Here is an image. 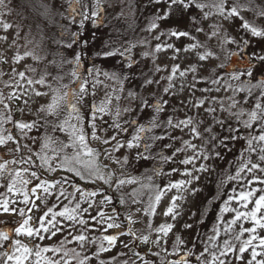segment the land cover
<instances>
[{
    "label": "rangeland",
    "instance_id": "obj_1",
    "mask_svg": "<svg viewBox=\"0 0 264 264\" xmlns=\"http://www.w3.org/2000/svg\"><path fill=\"white\" fill-rule=\"evenodd\" d=\"M129 2L130 0H107L106 2H103V8L99 13V16L101 17L104 13L108 16L111 14L108 18H110L113 22L123 20L127 17L133 18L135 16V13L133 14L132 11L133 8H135L136 11L142 9V11L152 12L154 17L162 15L163 11L167 8L166 3L161 2L157 4L154 3L153 0H149L148 4H143V0H136V2L140 5L137 4L135 6H132ZM16 9L17 6L14 0H5L4 5H0V21L7 22L11 25V27L6 31L0 27V37H7V39L0 40V57H2V59H0V96L3 97V102L0 103V120H2V122H0V135H11L13 137V139L7 141L6 144H0V163L6 159L5 156L7 154L10 161L27 159L31 156L32 163H16L9 165V167L13 170L25 167L29 168V172L23 174L24 178L31 181L28 185L29 189L38 183L39 180L48 181L51 185L50 191L52 194L47 196V207H53V205H55L53 211H60L65 205L74 207L75 203L79 201L78 192L75 196L68 195V193H72L74 191L73 185H78L79 188L84 189L85 191H96L97 195L95 197H90L88 201H79L81 203V210L77 220L84 219L86 222L85 225H80L77 221H68L64 220L62 217H57V220L60 221L58 227L62 228L63 231L58 232L55 236H51V233H43L42 231L41 234L50 238L40 240L38 237L30 238L24 235L16 237L13 233V239H20L23 244L30 248L34 245H40L45 247H62L63 250L67 251L74 249L75 252L80 253V258H83L84 256L91 257L88 264H99L100 260H104L105 264H112L110 259L113 256L116 258H126L129 262L135 261V264H142V262L139 261L133 254V251L130 250L132 248V244H129V241H132L133 238L131 236L118 235L120 232H127L129 225L125 217L130 215L134 221L131 227L136 232V235L150 236L149 243L147 244L141 243L139 240L133 241L136 245L135 251L140 252L141 255L147 254V258L153 260L154 264H161V257L165 260L179 259V255H168L161 252V257H156L152 256L149 252V249H151V252H158L161 248H166L168 253H171L172 245L177 234L180 235L185 242V244L181 246L183 249L191 248L192 245L195 244L196 247L193 250L196 254L203 251V242L207 241L209 236L214 235L212 230L218 223L217 216L220 214L219 210L223 201L227 199L228 195L232 194L233 188L239 192V185L241 183H246V180H232L227 182L226 197L222 202L214 206V211H212L207 219L198 225L199 229L195 232V221L198 214L199 203L211 188L212 169L210 166V158L208 160H204L201 157L199 160L195 161L196 167H199V164L204 163L208 166V170L193 173V175L198 176L199 179L193 180V183L189 185L188 188L198 189V191H186L184 193V200L177 202L179 204V215L175 221L172 220L171 216L165 217L163 215L164 209L171 200V196L176 194L175 190L165 196L161 203L157 205L156 215L149 217L144 212V207L147 204L149 197L147 189H141L143 195L139 197V203L133 204L131 202V198L125 196L126 203L121 205L119 203L121 193H130L133 188H140V184H125L119 191H116L115 184L116 178H124L127 176L140 177L142 183H148V181L143 179V177L145 175H152L153 182L163 187V185L167 183V179L163 176L153 175L151 170L154 167H162L164 172H168L171 168L177 167L180 171H183L185 166L180 165L178 161L184 159L185 156L193 155V150L187 149L185 152L177 153L176 157H174L176 163L169 161L168 163L161 164L160 158L156 154L162 150L164 155H171L176 148L184 147L182 144L183 140H188L192 144L196 145L197 151L201 148L202 140L195 138L187 127H165L162 131V136L164 137L163 141H156L161 145L159 147L157 146L156 149L151 152L153 159H149L147 161L135 159L136 150H130L126 146L114 153H111L113 157L121 160L124 156H128L129 164L126 166H121V164L116 163L113 159H109L102 154L98 159L102 162V165H107V167H102L104 174L107 175L109 172L113 174L111 185L105 184L102 180H81L79 177L74 176V174L59 168H57L56 171H49L46 167H41V161L34 154L39 151V141L37 140V142L34 143L31 137L39 136L45 132L43 119L38 122L41 125L38 129H32L30 131L25 130L27 132V136L22 135L21 130L16 127L15 122H31L36 120L37 110L39 107L42 104L48 103L51 99V89L58 88L60 85H68V89L73 90L78 88V81L70 76L73 65L69 63H62L65 59L69 61L72 60L75 55L74 52L77 50L75 45L73 48L62 52L58 49L48 48L47 46L49 44L46 42L44 43V35L31 31L25 24V21L23 22L20 18ZM181 10L183 15L184 13L186 14L184 19L183 15H181V20H173V17L175 18L177 16L176 13L178 12L176 7H174L170 16L165 20L157 21V28L151 29L150 31L148 30L149 24L154 17L150 14L147 19L143 20L141 30L139 32V41H132V45H134V47H132L131 57L135 63L137 61V64H132L131 70L127 68L128 60L125 58H121L119 56H116L115 58L99 57L94 61L89 55H86V66H81L80 68L81 77L83 78L82 72L85 69L87 70L89 68H93V65L100 69V74L97 76L96 72L93 71L92 75L89 76L88 71L86 72L85 70L84 77L88 82L85 84L87 93L84 96V101L88 105L93 102L99 105L102 101L110 98L108 109L110 113L113 114L117 110L122 113L119 123H121L124 127L128 126L125 124V121L135 118L138 119L140 123L146 124L147 121L151 119V116L155 115L152 108H148L147 106L141 108L139 106L141 104V98L146 99L153 104L159 101L162 103L164 111L159 114L158 122H166L169 117H172L173 122L175 123L179 120L186 119L187 117H192L194 123L199 125L200 131L204 134V124L206 120H208L211 115H224L226 111L221 109L220 102L223 103L224 108H227L231 103L228 97L232 96L233 93L231 89L225 90L226 85L223 84L222 81H220L219 84H212L211 81L207 82L204 79V75L208 74L211 69L219 64L220 57L217 53L220 50H218L217 53L215 52L216 55L214 57L201 61L197 52H204L206 50L205 48L201 47L190 51L184 50L187 44L195 43V40H189L187 37L176 38L166 34L171 28L179 29L181 24L186 23L188 21V17L190 18L188 11L186 12L183 9ZM246 11L247 10L244 8L242 10L243 14L247 15ZM254 18L258 20L256 15H254ZM202 23L204 31L200 32V36L204 39L207 38L214 44L215 47L218 46L219 48H223L226 45L230 49L237 52L240 51L236 44L222 45V39L225 35H228V31L235 35L237 40L241 37L250 40L249 46L244 49L243 53L231 58L232 65L244 61L253 52L264 54V51H262L264 50V39L251 37L250 34H246L239 26V19L235 21L224 20L222 17L213 15L206 20H202ZM213 24L219 25L220 30L218 36L209 39L208 34L212 31L210 25ZM89 25L90 24L88 22L86 27ZM104 29L102 17L96 25L91 23L88 27L87 31L89 32V35L87 37V43L89 54H91L93 47L97 49L100 45H102V42L105 39ZM93 33L95 34V38H93ZM162 33L164 34L162 35ZM158 36L159 39H156ZM157 43H160L162 46L164 44H172L173 48L162 47V50L156 51L155 46ZM125 44L126 45H124V47H127L129 43ZM176 49H179V52H177ZM25 51L31 52L34 56L41 57V59H33L31 55L24 56ZM144 52H148L149 55H142ZM18 54L23 57V59L19 61L15 60L14 57ZM173 65H179V70L173 76V80L171 82L173 87L170 88L168 92H165L164 89L169 84L167 77L172 75ZM192 65L196 66L197 70L195 73L186 71ZM157 68H159V71H157ZM32 69L35 71H32ZM142 69L145 70V72H148L147 77L143 79H151L153 83L149 85L144 84L143 87H140L139 82H135V80H138V77L140 76H135V73L141 72ZM180 71H185V76L181 77L179 75ZM21 72L24 73V77L19 75ZM104 72H108L110 75L105 77L103 75ZM45 73H47L45 76V85L28 84V79L38 80L40 79V76ZM111 73H116L119 79L123 80V84H121L118 79L112 78ZM57 76L62 77V79H53ZM125 77H127V79H125ZM193 77H195V79ZM97 81L99 82L97 83ZM217 88L220 90L216 91ZM33 89H35V91L48 93V95L36 96ZM202 89H211V91H202ZM129 90L137 93V97L135 99L128 96ZM10 94H14L11 99H9ZM117 97H119V99H117ZM213 97L216 99L213 100ZM241 98L242 94L237 93L236 99L241 100ZM197 99H203L205 101V103L198 108L193 107ZM164 101H167V103H163ZM5 104H7L8 107H5ZM209 107L214 108L215 112L211 114L206 112L205 109ZM125 108H131L132 111L124 112ZM237 110V108L232 109L234 112ZM82 111H87V109L82 107ZM9 115L11 116V119H8ZM48 119L53 120L55 118L50 116ZM97 123H102L104 127H107V124L112 123V118L110 115H106L99 119ZM48 131L51 132V125H49ZM155 131H157L156 128L153 129L152 134L155 133L154 135H160V133H156ZM131 132V128L128 132L118 134L111 131L105 133L98 130V135L105 138L110 135H117V139H120L123 142L124 139L130 137ZM254 133H259V127L255 128ZM51 135L59 138V140L64 144L70 143L66 139V132H51ZM170 137H176L178 139H171ZM239 142L240 146L243 147L244 141L240 140ZM114 143L115 141H111L109 145H103L99 141H92L91 146L95 147L97 151L103 153L105 148H108L109 151H111V146ZM165 144H170L172 147L165 148ZM25 145H28L32 151L29 152L28 149L24 147ZM17 147H19L20 151H16ZM52 147H55V145ZM154 148L155 147H153L152 150ZM204 148L208 152L206 149L207 145H204ZM70 150V148H65L64 152H69ZM140 151H143V148H141ZM48 154L53 156L51 163L52 166L55 167L57 162L56 155L51 152V149ZM253 157H255V154H253ZM144 166L149 168V171L143 173L141 168ZM187 167L192 169L191 164ZM32 171L37 172L38 179L31 176ZM12 175H14V171L12 173L5 172L3 175H0V195H2V198L13 202L10 203V207H15L17 210L25 208V218L27 216H32L33 220L30 221V224L34 227H39L37 218L43 215V213L47 211V208L41 204L40 208H34L32 212H27V208H32L33 205L31 203L24 205L22 203L23 195L21 193L7 191V184L11 180ZM256 175L264 176V174H260L258 172ZM181 178L184 177H181L179 173H173L172 175V179L174 180ZM246 179H252V174H248ZM65 180L68 182L64 183ZM249 187H264V185L254 183ZM61 188L65 191L64 196H60ZM39 192L40 190H38L37 195ZM104 195L113 197L111 204H99V201L103 199ZM30 200L35 201L36 204H40V201L36 199V195L30 194ZM89 203L92 205L91 208H89ZM232 206H236L235 202H232ZM113 207L117 209L115 214L112 212ZM84 208H89V211L83 212ZM137 209H139V211ZM101 210L105 213V217L114 215V222L119 224V228H108L107 223L111 221H102L101 217L97 215V212ZM232 215L234 214L223 213V218L224 220H230ZM92 216H96V220H92ZM20 219L21 217L19 215V211L16 213H4L3 211H0L1 222L16 226L14 222ZM47 219H51V216L49 215L46 217V220ZM149 220H151L153 228L158 227L161 223L165 222L173 223L175 225L168 237L160 240L159 247L156 244L151 243L152 240L156 239L157 233L155 231L150 232L148 228ZM185 223L191 224L192 227L189 229L184 228L183 225ZM242 223L245 228L252 227L250 221H242ZM233 229V232L225 233L221 227L220 236L217 237L218 244L222 245L225 239H229L236 246L235 252L229 253L227 257H221V259H225L226 264H247V261L251 259V248L243 254L242 261L235 259V256L239 254L238 248L240 246V242L236 241L234 237L237 233H239L240 225H234ZM82 231L87 237V241L83 242V246H81V242L73 239L74 236L80 235ZM256 234L264 236V230L258 229ZM103 235H118V241L108 252L100 253L99 257H95L93 256V253L97 251L99 245L101 244V238ZM248 237L249 234L244 233L241 239H248ZM62 241L63 244H61ZM103 243L105 247L108 246L106 241H103ZM254 243L258 245L259 241H254ZM124 244H129V247H124ZM257 251L260 252L264 250L257 247ZM121 253L122 255H120ZM182 254L183 252L180 253V255ZM45 255L49 257L53 256L51 252L45 253ZM62 255L63 251L57 253L54 258L59 259ZM70 255H74V253L70 251ZM205 259H209V257L206 255ZM257 259L264 260V255L258 256ZM70 264H77V261L70 260ZM190 264H196L195 256L192 257Z\"/></svg>",
    "mask_w": 264,
    "mask_h": 264
},
{
    "label": "snow or ice",
    "instance_id": "obj_2",
    "mask_svg": "<svg viewBox=\"0 0 264 264\" xmlns=\"http://www.w3.org/2000/svg\"><path fill=\"white\" fill-rule=\"evenodd\" d=\"M154 3L164 2L167 4V8L163 11L162 15L155 16L150 24L149 31L151 29L157 28V21L167 19L173 8L175 6L181 7L183 10L190 11L193 7L199 9L201 15L199 17L193 15L191 17L192 21L199 23L202 20L208 19L210 16H218L222 17L224 20H237L240 21V28L246 33L250 34L251 37H258L264 39V25H260L255 21H250L244 16L241 15V11L247 7L248 3H251V0H247V3L242 2V0H153ZM5 0H0V5H4ZM68 8L67 11L69 16L72 19V22H76V16L79 15L80 26L84 27V22L86 20H91L93 25H96L98 21L101 19L99 13L102 11L101 9V0H95V3L89 6L84 3V0H67ZM41 7L45 9L43 14H47L48 6L41 4ZM255 12V14L264 18V7H253L251 9ZM63 15V13H60ZM0 27H2L5 31L8 30L11 25L7 22L0 21ZM212 31L208 34L209 39L212 37L218 36L220 26L213 24L210 25ZM67 29L60 33V38L57 39L55 37L52 38V42L57 45L64 44V36ZM196 32H202L204 29L202 27H196ZM164 33H162L163 35ZM169 36H173L176 38L180 37H191V33L186 30H179L177 28H171L166 33ZM71 38V43L64 44L66 48H73V45L80 44V37L78 32L69 33ZM93 38H95V34L93 33ZM7 39V37H0V40ZM159 39V36L156 37ZM191 39L195 40V37H191ZM86 44L87 41H84ZM105 47L97 53V56L103 57H112L115 58L119 56L121 58H125L128 60L127 68L131 70L132 64L135 61L131 57L132 45L130 42L127 47L122 45H115L113 41L108 40L105 41ZM224 44H236L239 48V52L237 51H227V55L225 59L227 60L230 57L237 56L243 53L244 49L247 48L250 44V40L244 39L241 37L239 40L231 37L230 35H225L222 39V45ZM162 47L173 48L172 44H164L163 46L160 43H157L155 46L156 51L162 50ZM205 48L204 52H197V55L201 61L207 60L211 57H214L216 54L214 51L208 49V45L206 43L202 44L197 41L195 43H190L185 46V51H190L193 49ZM179 52V49H176ZM264 51V50H262ZM32 56L33 59H41V57L34 56L31 52L25 51L24 56ZM142 55H149L148 52L142 53ZM2 59V57H0ZM15 60L19 61L23 59L19 54L14 57ZM62 63L72 64V70L70 72V76L78 81V90L68 89V85H60V87L51 89L52 95L51 99L48 103L42 104L37 110V119L31 122H23L18 121L15 122V125L18 129L21 130L23 136H27V132L25 130L38 129L41 125L38 123L41 119H43V127L45 128V132L39 136H33L31 139L33 142L39 141V151L34 153L37 158L41 161V167H46L49 171H56L57 168L66 170L69 173L74 174V176L79 177L81 180H102L105 184L112 183V173L109 172L107 175L102 171V167H107V165H102V162L98 159L102 154L105 155L109 159H113L116 163L121 164V166H126L129 164V157L124 156L123 159H119L113 157L111 153L116 152L117 150L124 148L125 146L128 149H135L137 160L147 161L149 159H153L151 155V150L153 148V144L156 141H163V136L156 135H148L152 133L153 129L161 127L162 122H158L159 114L164 111L162 103L157 101L156 103H150L148 100L141 98V104L139 105L141 108L147 106L148 108H152L155 112V115L151 116V119L147 121V123H140L138 119H131L129 121H125L127 127H124L119 123V119L122 113L117 110L114 114L110 113L108 109V103L110 102V98L102 101L99 105L95 102L88 105L84 101V96L87 93V89L85 88V84L88 82L86 79L82 78L80 75L81 64V53L76 52L73 56L72 60H63ZM264 66V54H259L253 52L249 57H247L245 64L243 65L244 70L241 71H232L228 75L230 76L231 81H237L239 83L233 85L228 81H225L226 88L225 90L231 89L232 96L228 97L231 103L227 108H224L222 102H220L221 109L227 111L229 114V118H234L238 124V128L232 127L229 125L228 133L229 135L224 137L223 139H219L214 133L211 127H207L204 129V132L209 133V138L204 139L203 133L199 129V125L194 123L192 117H187L186 119L179 120L177 122H173L172 117H169L166 122H163L164 127L167 128H181L187 127L189 128L190 133L195 137L202 140V145L199 151H197V146L192 144L188 140H183L182 144L184 147L176 148L171 155H164L161 150L156 155L159 156L161 164L168 163L169 161H173L174 157H176L177 153L185 152L187 149L193 150V155L185 156L184 159L179 160L178 163L180 165H184L183 171H180L179 168L173 167L168 172H164L161 168H153L151 171L155 176H163L167 179V183L161 187L160 185L153 182L152 175H145L143 179H146L148 183H142L140 177L135 176H127L124 178H116V191H119L120 188L125 184H140V188H133L130 193H121L119 197V203L121 205L126 203L125 196L131 198V202L133 204L139 203V197L143 195L141 189H147L149 193L148 202L144 207V212L149 216L156 215L157 205H159L162 199L167 196L170 192L175 190L176 194L171 196V200L168 202L167 207L164 209L163 215L165 217L171 216L172 220L175 221L177 216L179 215L178 201L184 200V193L186 191L196 192L198 189H189L188 186L193 183V180H198V176H194V172H203L208 170V166L204 163L199 164V167H196L195 161L199 160L201 157L204 160L209 159V154L205 150L204 145H207L209 142L213 143V147L223 146L227 147L226 141H244V146L240 150V156L237 158V167L235 175H227L226 180L221 181V185L227 183L228 181H242L246 180V183H241L239 185V192L236 191L235 188L232 189V194L228 195L227 199L223 201V204L220 206V214L217 216V225L213 227L214 235L208 237L207 241H204V248L199 254H196L193 249H195L196 245L193 244L191 248L183 249L181 246L185 244L184 240L180 235L175 236V241L172 245V252L168 253L166 248H161L158 252H149L152 256L161 257V252H164L168 255H179V259L176 260H165L161 257V264H190L192 257L195 256L196 264H226L225 259H221V257H227L229 253H233L236 251V246L229 239H225L223 244H218L217 237L220 236L221 227L225 233H231L234 231L233 226L239 224L240 231L235 235V240L240 242V246L238 248V255L235 256V259L238 261L243 260V254L251 248V259L247 261V264H264V260H258V256L264 255V251H257V247L264 250V236L257 235V230H264V187H249L250 185L256 183L260 185H264V176L256 175V173L264 174V75L260 79H256L255 69L257 67ZM218 68H225L226 64L221 63L217 65ZM179 70V65H173L172 67V75L167 77L169 84L164 89L165 92H168L170 88L173 87L172 80L175 73ZM196 66L192 65L186 71H191L193 73L196 72ZM32 71H35L32 69ZM89 76L92 75L93 71L96 72L98 76L100 74V69L93 65V68L87 69ZM159 71V68H157ZM215 72V69L213 70ZM185 71H180L179 75L181 77L185 76ZM21 77H24V73H19ZM44 75L40 76L38 80L28 79V84H39L45 85L46 80ZM103 75L108 77L110 74L108 72H104ZM247 75L249 80H242L241 77ZM111 77L118 79L121 84H123V80L119 79L116 73H111ZM195 79V77H193ZM55 80H60L62 77H54ZM127 79V77H125ZM255 80V83L252 81ZM99 81H97L98 83ZM153 81L151 79H145L144 84L149 85L152 84ZM212 84H219L220 78L216 76V78L211 79ZM95 86V85H93ZM51 87V86H49ZM194 87V85H193ZM68 89V90H65ZM220 89L217 88L216 91ZM35 91V89H33ZM202 91H211V89H202ZM241 93L244 94L241 100L236 99V94ZM36 96H47L48 93L35 91ZM12 95H9V99L12 98ZM128 96L135 99L137 97V93L129 90ZM119 99V97H117ZM216 98L213 97V100ZM3 102V97L0 96V103ZM163 103H167L164 101ZM205 101L203 99H197L196 103L193 107H200L203 105ZM247 106V107H246ZM5 107H8L5 104ZM82 107L87 109V111H82ZM237 108L238 110L233 112L232 109ZM131 108H125L124 112H131ZM208 113H214L215 109L209 107L205 109ZM110 115L112 118V123L107 124V127H104L102 123H97L99 119L102 117ZM54 117L55 119L49 120L48 117ZM8 119H11L9 115ZM75 121V122H73ZM2 122V120H0ZM213 122L216 124L223 125L224 121L217 119L213 116ZM106 123V122H105ZM51 125V132H66V139L70 142L69 144H64L57 137H53L51 132L48 131V127ZM256 127H259V133L255 134L254 130ZM132 129L131 135L129 138L123 140L117 139V135H110L102 137L98 135V130H101L105 133L115 132V133H125L128 132L129 129ZM246 133V134H242ZM171 139H178L176 137H170ZM13 137L11 135L3 136L0 135V144H6L7 141L12 140ZM92 141H99L103 145H109L111 141H115L111 146V151L108 148L103 150V153L97 151L95 147L91 146ZM151 141L152 143H149ZM55 145V147H52ZM25 148L28 149L29 152L32 149L25 145ZM165 148H171L172 145L165 144ZM65 148H70L69 152H64ZM143 148V151L140 149ZM56 155V166L53 167L51 161L53 160V156L49 155V150ZM16 151H20L19 147H17ZM255 154V157H253ZM217 157L220 156V153L215 152ZM30 164L32 163L31 156L27 159L21 160H12L9 161L4 159L2 163H0V175H3L5 172L12 173L14 171V175H12L11 180L7 184L8 192H18L23 195L22 203L24 205H28L31 203L33 205L32 208H27V212H32L34 208H40V205H44L47 208V211L43 213V215L37 218L39 227H34L30 224V221L33 220L32 216H26V209L20 208L17 210L15 207H10V203H13L7 199L2 198L0 195V211L4 213H16L19 211V215L21 217L20 220L15 221L16 225L14 228H0V264H70V260H76L77 264H88L91 260V257L84 256L80 258V253L75 252V250H70L74 255H70V251L63 250L62 247H45L40 245H34L32 248L23 244L20 239H13V233L16 237L24 235L26 237H38L40 240H44L46 238L43 233H51V236H55L58 232H62L63 229L58 227L60 223L57 220V217H62L64 220L68 221H77L80 225H85L84 219L77 220V217L80 215L81 203L79 201H88L90 197H95L97 195L96 191H85L84 189L79 188L78 185H73L74 191L72 193H68V195L75 196L76 193H79V201L75 203L74 207H69L65 205L60 211H53V207H47V196L51 195V185L46 180H39L33 187L30 189L28 185L31 183L30 180L24 178L23 174L29 172V168H19V169H11L9 165L11 164ZM191 164L192 169H189L187 166ZM173 173H179L181 179H172ZM248 174H252V179H246ZM31 176L33 178L38 179L37 172L32 171ZM68 181L65 180L64 183ZM38 190H40L37 195ZM30 194L36 195V199L40 201V204H36L35 201L30 200ZM65 191L63 188L60 190V196H64ZM219 196L214 199H218ZM113 201V197L109 195H104L103 199L99 201L100 205H104L105 203L111 204ZM232 202H235L236 206H232ZM209 203H212L209 201ZM251 205V206H250ZM92 205L89 203V208ZM89 208H84L83 212H88ZM139 211V209H137ZM113 214L117 212L115 207L112 208ZM223 213H233L232 218L230 220H224ZM51 216V219H47L46 217ZM97 215L101 217L102 221H111L107 223L108 228H119V224L114 222L115 216H107L105 217V213L101 210L97 212ZM92 220H96V216L91 217ZM128 222V230L127 232L118 233L119 236H131L133 238L132 241H129V244H132V248L130 250L133 251V254L137 257L142 264H154V261L147 258V254L141 255L140 252L135 251L136 245L133 243L135 240H139L141 243L147 244L149 243L150 236L149 235H140L137 236L136 232L132 229L131 225L134 223L131 216L128 215L125 217ZM242 221H250L252 227L245 228L243 226ZM99 223V221H98ZM51 226V227H49ZM175 225L173 223L165 222L161 223L158 227L153 228L151 220H149L148 228L151 231H155L157 233V237L155 240H152L151 243L156 244L159 247V242L161 239L168 237L169 233L172 232ZM184 228L189 229L192 227L191 224L185 223L183 225ZM54 229V230H53ZM244 233H248V239H241ZM118 235H103L102 242L99 245L97 251L93 253V256L99 257L100 253L108 252L112 247H114L118 241ZM74 240L81 242V246H83V242L87 241V237L83 234V231L80 235L74 236ZM103 241L107 242V247L104 246ZM254 241H259V244H255ZM63 244V241L61 242ZM129 244H124V247H129ZM63 251V255L60 256L59 259H55V255ZM51 252L53 254L52 257L45 255V253ZM183 252L182 255L180 253ZM122 255V253L120 254ZM208 256L209 259H205V256ZM99 264H105L104 260H100ZM112 264H120V262L116 261V257H112ZM122 264H135V261H124Z\"/></svg>",
    "mask_w": 264,
    "mask_h": 264
},
{
    "label": "trees",
    "instance_id": "obj_3",
    "mask_svg": "<svg viewBox=\"0 0 264 264\" xmlns=\"http://www.w3.org/2000/svg\"><path fill=\"white\" fill-rule=\"evenodd\" d=\"M15 4L17 6V13L19 14L20 18L25 21V24L29 27V29L35 33H38L40 35H44V43H48L49 45L47 46L50 49H58L61 52L62 51H67V49L71 48H66L64 44L71 43V38L69 36V33L71 32H78L79 37H80V44L75 45L76 52L81 53V64L83 67L86 66L85 64V57L86 55H89L92 60H96L99 57L103 56H97V53L100 52L104 47H105V41L111 40L114 42L115 45H126L125 43H133L139 41V32L141 30V26L143 23L144 19H147L150 14L152 15V12L149 11H142V9H139L136 11L135 8L132 9L133 14L135 13V16L133 18H125L123 20H118V21H113L108 18L106 13H104L102 17L103 25H104V32H105V39L102 42V45H100L97 49L94 47L91 50V54H89L88 51V43H84V41H87V37L89 35L88 27L91 25L90 21L91 20H86L84 22V27L81 28L79 20L80 17L79 15L76 16V22L73 23L71 17L69 16V13L67 11L68 4L67 1L65 0H14ZM107 0H101V9L103 8V2H106ZM117 1V0H116ZM242 2L247 3V0H242ZM84 3L91 7L92 4L95 3V0H84ZM132 6L135 5H140L139 3L136 2V0H130L129 2ZM149 3V0H143V4ZM41 4L47 5L48 6V11L47 14H43L45 12V9L41 7ZM116 4V3H115ZM129 5V4H128ZM178 12L176 13L177 16L173 20L179 21L181 20V15H183L182 8L179 6H175ZM253 7H264V0H251V3L247 4V7L245 8L247 11V15L243 14L241 11V15L247 18L250 21H255L256 23L260 25H264V18L258 17L254 11L251 9ZM135 9V10H134ZM60 13H63V15H60ZM188 14L190 18L188 17V21L186 23L181 24L179 30H186L191 33V37H195V41H199L202 44L206 43L208 45V49L214 51L217 53L218 50H220L217 54L220 57V62L225 63L226 67L225 68H218L215 66L211 71L204 75V79L207 82H210L211 79L216 78V76H219L220 81H222L223 84H225V81H228L229 83H232L233 85L239 83L237 81H231L230 76L228 75L232 71H243V65L245 64V61L236 63V64H231V58H228L227 60L225 59L227 55V51H235L233 49H230L228 46H224L223 48H219L218 46L215 47L213 43H211L207 38H203L200 36V32H196L195 29L196 27H203L202 21L199 23L192 21L191 17L193 15L199 17L200 16V10L196 8H192L190 11H188ZM254 15L257 16L258 20L254 18ZM186 14L184 13L183 19ZM152 17H154L152 15ZM89 22V26L86 27V25ZM180 25V24H179ZM67 29L65 32L64 36V44L57 45L52 42V38L55 37L57 39L60 38V33ZM40 32V33H39ZM228 35L231 37L235 38V35H233L230 31L227 32ZM191 37H187L189 40ZM236 39V38H235ZM74 46V45H73ZM93 46V45H90ZM249 57V56H248ZM137 64V61L136 63ZM218 64V65H219ZM215 69V72L213 70ZM86 70V69H85ZM85 70L82 72L83 73V78ZM87 72V70H86ZM146 73V74H145ZM256 73V79H260L262 75H264V66L257 67L255 69ZM138 74V75H137ZM148 75V72H145V70L142 69L141 72L135 73V76H140L138 77L137 83L139 82V86L143 87L144 85V79ZM136 79V78H135ZM242 80H249L250 78L247 75H244L241 77ZM255 83V80L252 81ZM78 90V88H76ZM156 95V94H154ZM244 94H242L243 96ZM234 112V111H233ZM164 117V116H163ZM210 118L206 120L205 122V128L211 127L213 129V133L219 138L223 139L224 137L228 136V128L229 125L232 127L238 128V124L235 121L234 118H229V114L226 111L224 115H217L215 116L219 120H223L224 124H216L213 122V116H209ZM166 118V116H165ZM163 120V118H162ZM165 129L164 124L161 123V127L156 128L157 131L156 133L158 136H162V131ZM155 134V133H154ZM150 133L149 135H154ZM246 134V133H242ZM157 136V134H156ZM204 139L209 138V133L204 132L203 134ZM149 143H152L151 141H148ZM227 147L223 146H217L213 147V143L209 142L207 144V150L210 158V166L212 169V180H211V188L210 191L206 194V196L203 197V199L199 203L198 207V214L197 218L195 221V232L199 229L198 225L202 223L207 217L214 211V206H216L218 203L222 202L223 199L226 197L227 193V183H224L221 185V181L226 180L227 175L231 174L234 175L236 172V167H237V158L240 156V150L242 146H240L239 141H231L228 140L226 141ZM236 143V144H235ZM161 144L159 142H156L153 144V147H155L151 152H153L156 147L160 146ZM219 152L220 156L217 157L215 155V152ZM6 159L9 160L8 154L5 156ZM10 161V160H9ZM141 171L143 173L149 171V168L143 167L141 168ZM219 196L218 199H214L215 197ZM211 201L212 203H209ZM14 225L6 224L4 222L0 221V228H14ZM114 257V256H113ZM112 261V258L110 259ZM117 262H122L128 261L126 258H116Z\"/></svg>",
    "mask_w": 264,
    "mask_h": 264
}]
</instances>
